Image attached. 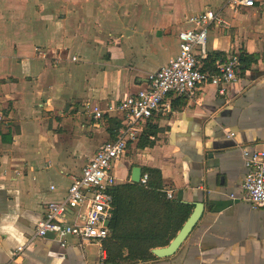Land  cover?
Returning <instances> with one entry per match:
<instances>
[{
    "label": "crops",
    "instance_id": "obj_1",
    "mask_svg": "<svg viewBox=\"0 0 264 264\" xmlns=\"http://www.w3.org/2000/svg\"><path fill=\"white\" fill-rule=\"evenodd\" d=\"M206 9L216 15L208 53L254 61L223 95L208 83L192 98L170 94L171 111L142 126L158 128L153 145L128 144L112 173L117 186L131 183L133 167L158 170L172 199L203 208L172 256L138 264H264V211L243 198L241 153L264 148V0L235 11L226 0H0V264L105 263L98 244L50 237L13 254L111 141L108 116L95 120L90 109L146 89L177 55L187 20Z\"/></svg>",
    "mask_w": 264,
    "mask_h": 264
},
{
    "label": "built area",
    "instance_id": "obj_2",
    "mask_svg": "<svg viewBox=\"0 0 264 264\" xmlns=\"http://www.w3.org/2000/svg\"><path fill=\"white\" fill-rule=\"evenodd\" d=\"M226 6L235 11L241 7H252L253 0H226ZM215 18L214 10L206 9L187 20L193 27L178 33L177 55L148 75L146 89L105 109L96 106L90 109L95 120L104 116L120 118L121 126L116 138L103 144L87 161L61 200L46 205L45 214L36 223L28 244L18 247L13 255L28 249L34 240L47 237L61 247H66L72 240L79 248L94 243L100 245L103 251L102 242L109 233L106 223L112 218V191L116 186L112 166L124 155L127 145L138 140L144 122L161 109L171 111L167 100L170 94L192 98L199 85L208 83L218 87L219 94L223 95L224 86L236 83L240 78L243 65L236 54L216 61L213 74L200 70V60L208 55L207 30ZM35 55L38 59L46 57L38 48ZM229 136H233L232 133ZM241 153L245 168L243 198L253 209L264 211V148L251 152L242 148ZM15 174L19 176L18 171ZM146 181L147 175H141L140 183L146 184ZM166 196L168 199L173 197L170 191L166 192ZM99 264L105 263L101 261Z\"/></svg>",
    "mask_w": 264,
    "mask_h": 264
},
{
    "label": "trees",
    "instance_id": "obj_3",
    "mask_svg": "<svg viewBox=\"0 0 264 264\" xmlns=\"http://www.w3.org/2000/svg\"><path fill=\"white\" fill-rule=\"evenodd\" d=\"M239 57L242 63L254 61L244 55ZM218 58L217 54L208 53L200 61V70L213 74ZM107 122L110 140H114L121 120L114 116L108 117ZM157 133L158 128L148 122L138 137L137 147H151V137ZM144 174L147 175L146 184L126 183L113 188L109 233L102 242L106 264H138L156 259L151 251L167 246L191 213V205L167 198L158 170L145 168L141 175Z\"/></svg>",
    "mask_w": 264,
    "mask_h": 264
},
{
    "label": "water",
    "instance_id": "obj_4",
    "mask_svg": "<svg viewBox=\"0 0 264 264\" xmlns=\"http://www.w3.org/2000/svg\"><path fill=\"white\" fill-rule=\"evenodd\" d=\"M141 177V168L133 167L131 169L130 182L139 183ZM202 205L200 203L195 204L194 210L189 215L187 220L182 225L181 229L177 232L175 237L169 242L165 247L155 248L151 252L157 258H166L172 256L182 243L189 236L193 228L196 226L197 222L200 220L202 215ZM106 226H109V222L106 223Z\"/></svg>",
    "mask_w": 264,
    "mask_h": 264
}]
</instances>
